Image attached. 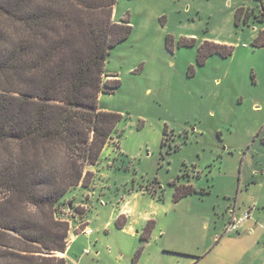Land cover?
<instances>
[{"label":"rangeland","instance_id":"rangeland-1","mask_svg":"<svg viewBox=\"0 0 264 264\" xmlns=\"http://www.w3.org/2000/svg\"><path fill=\"white\" fill-rule=\"evenodd\" d=\"M263 14L264 0L116 1L132 30L110 50L105 80L120 81L98 105L122 115V135L63 197L68 264H232L258 237L238 264H264ZM256 196L262 227L238 248L230 208Z\"/></svg>","mask_w":264,"mask_h":264},{"label":"trees","instance_id":"trees-1","mask_svg":"<svg viewBox=\"0 0 264 264\" xmlns=\"http://www.w3.org/2000/svg\"><path fill=\"white\" fill-rule=\"evenodd\" d=\"M116 1L0 0V264H68L54 252L69 250L63 197L122 135V115L98 105L120 81L105 80L110 50L132 30Z\"/></svg>","mask_w":264,"mask_h":264},{"label":"crops","instance_id":"crops-1","mask_svg":"<svg viewBox=\"0 0 264 264\" xmlns=\"http://www.w3.org/2000/svg\"><path fill=\"white\" fill-rule=\"evenodd\" d=\"M80 185H78V186H80ZM87 198H88V196H87ZM247 200H249V199H247ZM260 203H261L260 198L256 196L255 198H250V200L248 201V203L243 208H241V207L239 208V206H240L239 204L235 205L233 208H230V211H229V214H230L229 221L231 220L232 215L234 213L237 216H240L247 209L250 210V216L247 219L243 220L239 224L238 229L235 230V231H238L239 232V235L237 237H228V239H229V241H230L231 244H236L237 245L236 247L240 248L243 240L247 237V235H246L247 232H249V235H252V233H254V231L256 230V228H258V227L261 228L262 227V224L260 223L259 218H256V211H257ZM226 231H227V229H226ZM235 231H232V232H235ZM232 232H229V233H232ZM69 234L70 235H69L68 248H69L70 242L76 238V236L72 233V230L70 231ZM223 236L224 235H222L221 237H223ZM218 239H220V237L217 238V241H218ZM260 241H261V238L260 237H258L256 239H253L251 242L248 243V245L245 248L246 249L245 251L243 250L240 254H238V252H236L235 255L238 254V255H236L237 256V259H235V262H232V264H238V263H240L241 260H242V258H243L242 256L245 253H247V251L250 248L257 247L260 244ZM67 253L65 252L66 259H67Z\"/></svg>","mask_w":264,"mask_h":264},{"label":"built area","instance_id":"built-area-1","mask_svg":"<svg viewBox=\"0 0 264 264\" xmlns=\"http://www.w3.org/2000/svg\"><path fill=\"white\" fill-rule=\"evenodd\" d=\"M72 208H74L73 206H72V204H69V205H66L62 210V216H61V219H63V220H66V221H68V223H69V226H70V231L71 230H73V225H72V223H71V219H70V217H71V214H72ZM250 216V210L249 209H247L246 211H244L243 212V214L242 215H240V216H237L235 213L232 215V218H231V220L229 221V223H228V225H227V231L228 232H232V231H235V230H237L238 229V227H239V224L243 221V220H245V219H247L248 217ZM83 224H81V225H79L76 229L78 230V231H82V232H84V233H86V234H90L91 233V230L89 229V228H87V226H86V224L84 223V226H82Z\"/></svg>","mask_w":264,"mask_h":264},{"label":"water","instance_id":"water-1","mask_svg":"<svg viewBox=\"0 0 264 264\" xmlns=\"http://www.w3.org/2000/svg\"><path fill=\"white\" fill-rule=\"evenodd\" d=\"M54 252H57V253H64V252H58V251H54Z\"/></svg>","mask_w":264,"mask_h":264},{"label":"flooded vegetation","instance_id":"flooded-vegetation-1","mask_svg":"<svg viewBox=\"0 0 264 264\" xmlns=\"http://www.w3.org/2000/svg\"><path fill=\"white\" fill-rule=\"evenodd\" d=\"M250 12V11H249ZM251 12H253V11H251Z\"/></svg>","mask_w":264,"mask_h":264}]
</instances>
